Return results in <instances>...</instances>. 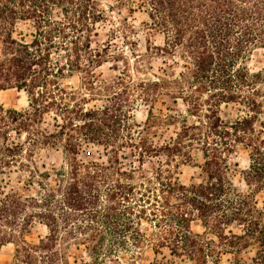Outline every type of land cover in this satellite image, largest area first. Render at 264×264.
Returning <instances> with one entry per match:
<instances>
[{
	"label": "trees",
	"instance_id": "trees-1",
	"mask_svg": "<svg viewBox=\"0 0 264 264\" xmlns=\"http://www.w3.org/2000/svg\"><path fill=\"white\" fill-rule=\"evenodd\" d=\"M139 5L145 29L162 43L148 39L134 55L135 70H149L143 77L133 78L126 63L107 79L96 70L116 57L110 41L93 46L97 24L109 21L99 0H0V90L28 96L24 110L0 103V249L14 245L12 264H70L69 251L82 247L89 261L81 264H100L146 246L194 264H222L224 256L227 264H264V90L261 73L246 64L264 48V0ZM152 58H162L155 72ZM76 73L79 85L69 86ZM92 97L104 102L90 107ZM164 97L181 100L184 111L155 114ZM137 100L149 107L138 127L129 121ZM230 102L245 114L225 121L220 107ZM60 144L65 165L37 163L38 150ZM88 144L101 146L106 159H81ZM239 146L249 152L242 185L229 160ZM194 151L203 179L184 183L179 168ZM36 224L47 234L28 242Z\"/></svg>",
	"mask_w": 264,
	"mask_h": 264
},
{
	"label": "rangeland",
	"instance_id": "rangeland-1",
	"mask_svg": "<svg viewBox=\"0 0 264 264\" xmlns=\"http://www.w3.org/2000/svg\"><path fill=\"white\" fill-rule=\"evenodd\" d=\"M107 11L109 21L106 23L97 24V29L100 36L93 37V46L96 43L101 46L103 43L110 41L109 54L110 56L116 57L109 58V61L105 62L102 67L96 70L97 73L100 72L103 78L111 79L120 73L125 68V64L128 63V70L133 75V78L143 77L144 72L149 70H143L138 73L135 70L136 62L134 60V55L138 53H144L145 47L148 44V39L151 44H161L162 35L154 30L149 32L145 29L144 22L148 21V16L144 8H140V0H99ZM111 6V8H109ZM129 23L135 25L136 32H129ZM26 31H28V26L22 25ZM113 31V33H112ZM138 45V46H136ZM135 54H133V52ZM119 59V60H118ZM153 71L155 72L157 68L162 65V58H152ZM143 63V64H142ZM144 65V61H142ZM247 67L252 74L261 73V80L258 83V87L264 90V48L254 49L248 56L246 60ZM175 66V65H174ZM178 70V67H176ZM171 71V70H170ZM80 75L75 74L73 78L68 80L66 83L69 86H78L80 83ZM94 100L89 101L88 106H100L104 102V97H92ZM164 102L156 103L154 107V113H179L183 112L185 109L184 104L181 100L174 102L170 97H164ZM0 103L7 108H15L18 110H24L28 107V96L25 91L18 90L17 88H10L5 90H0ZM169 108L170 110H167ZM148 105L141 100H137L136 104L131 110L130 123L132 125H143L148 116ZM245 108L238 103H224L220 107V115L225 121H232L236 118L244 115ZM54 120L52 115L46 116V122L44 126L47 129H52V124ZM138 127V126H137ZM174 127L170 126L162 133V137H168L172 135ZM160 133V132H159ZM158 140V139H157ZM84 150L80 153L79 157L85 161L97 160L104 161L106 159L103 148L99 145L88 144L84 145ZM193 162L188 164H183L179 168V178L184 183L199 182L203 179V174L199 165L202 163V157L200 152L194 151ZM231 164V176L235 183L242 185V175L245 169L249 165V152L242 146H239L234 153L230 156ZM36 161L39 164L44 163L48 168L60 167L65 165L67 162V156L64 151L63 145H49L38 150L36 155ZM129 159L127 160V164ZM128 167V165H126ZM12 179L15 177V173L12 174ZM142 227L147 230L148 225L143 223ZM192 229L194 231L201 232L202 227L199 223L195 222L192 224ZM47 234V229L44 225L36 224L26 235V240L28 242H37L40 238ZM14 245L12 243L4 245L0 249V264H12L14 258ZM255 247L250 248L246 253L243 254L244 257L249 258L253 256ZM155 257L161 261L167 262V264H194L188 260H182L179 257L172 256L168 249H163L158 255H155L151 246H146L142 248L139 255H135L132 252H124L120 256H113L109 258L105 263L100 264H151ZM228 256L223 257V263L227 264ZM89 261V257L86 254L85 249L82 247L80 250L72 249L69 251V262L70 264L83 263Z\"/></svg>",
	"mask_w": 264,
	"mask_h": 264
}]
</instances>
